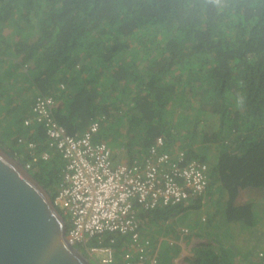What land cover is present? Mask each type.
<instances>
[{
  "label": "trees",
  "instance_id": "16d2710c",
  "mask_svg": "<svg viewBox=\"0 0 264 264\" xmlns=\"http://www.w3.org/2000/svg\"><path fill=\"white\" fill-rule=\"evenodd\" d=\"M41 95L64 100L57 118L71 134L99 120L96 141L108 143L115 164L140 165L164 136L168 149L178 144L208 166L204 194L140 210L158 264H174L182 247L170 239L163 250L146 225L188 210L200 211L199 230L183 231L188 243L210 239L192 249V264H264V0H0V119L18 116L0 145L15 157L21 139L46 148L44 127L23 125ZM117 116L112 133L106 124ZM63 166L54 153L31 173L55 195ZM209 193L220 197L215 211L205 207ZM256 234L252 249L239 245ZM131 241L106 237L116 264H127Z\"/></svg>",
  "mask_w": 264,
  "mask_h": 264
},
{
  "label": "built area",
  "instance_id": "2783aa9c",
  "mask_svg": "<svg viewBox=\"0 0 264 264\" xmlns=\"http://www.w3.org/2000/svg\"><path fill=\"white\" fill-rule=\"evenodd\" d=\"M57 110L55 96L35 99L23 125H42L46 148L38 151L35 140L21 139L25 151L18 155H30L29 162L16 158L30 172L36 162L49 161L54 153L64 162L61 182L52 197L68 221V240L80 245L83 249L79 250L98 264H115V249L104 241L116 233L130 234L134 250L125 251L127 264H158L159 257L140 231V210L171 206L204 194L211 182L208 166L197 159L187 160L186 151L179 146L168 149L164 136L157 137L140 165L115 164L108 143L96 141L102 128L99 120L83 133L71 134L58 120ZM93 240L97 243L92 244ZM96 254L101 256L100 261ZM176 264L190 263L181 256Z\"/></svg>",
  "mask_w": 264,
  "mask_h": 264
},
{
  "label": "water",
  "instance_id": "95a60500",
  "mask_svg": "<svg viewBox=\"0 0 264 264\" xmlns=\"http://www.w3.org/2000/svg\"><path fill=\"white\" fill-rule=\"evenodd\" d=\"M50 191L0 145V264H93Z\"/></svg>",
  "mask_w": 264,
  "mask_h": 264
},
{
  "label": "rangeland",
  "instance_id": "374dc122",
  "mask_svg": "<svg viewBox=\"0 0 264 264\" xmlns=\"http://www.w3.org/2000/svg\"><path fill=\"white\" fill-rule=\"evenodd\" d=\"M5 27H7V30H9L10 28L9 26H5ZM0 105L3 106V100H0ZM117 119H118V116L113 117L112 119L109 120V122H107L106 126H107L108 131L113 133L114 128H118V127L113 126L115 121H117ZM181 123H185V122L182 121ZM121 124H124V122ZM1 130H2V127L0 126V135L2 133ZM214 188H216V186H214ZM215 195H216L215 193L213 194L209 193V195L207 194L208 199L206 198V202H205V207L207 209H211L212 211L213 209L215 211V208L218 209V206H219L216 203L219 201L220 197L219 195H216L215 197ZM199 212L200 211H196V210H188V211L179 212L177 215L170 216L168 220H166L165 218H162V219L157 220L156 223H153L151 225H146V227L152 226L153 235L155 236H157L158 234L160 236V234L164 232L167 227H170L171 230H169L168 232L170 233L169 236L171 237V239L177 240L178 242H181V241L188 242L189 236L184 235L183 231L186 227L191 229V231L199 230V228L196 229V226H195V220L197 219V214ZM260 217H261V220L259 222L260 225H259V229L257 230V232L260 231L259 234L261 233L262 226L264 225V210L260 211ZM259 236L260 235L256 234V237L252 238V240H247V242H244V240H240L239 245L245 250L252 249V247L260 241ZM255 238H257V241L253 240ZM202 242H210V239L208 237L198 238L197 236H193L191 241L189 242V244L191 245L189 246L190 250ZM166 247H167L166 245H163V250H165ZM187 251H188L187 253L188 255L193 254V251H189V250ZM95 258L98 259V261H100L101 256L96 254ZM90 260L92 261L93 264H98V262H96L93 258H90ZM125 263H127L126 259H125Z\"/></svg>",
  "mask_w": 264,
  "mask_h": 264
},
{
  "label": "crops",
  "instance_id": "0c3cea01",
  "mask_svg": "<svg viewBox=\"0 0 264 264\" xmlns=\"http://www.w3.org/2000/svg\"><path fill=\"white\" fill-rule=\"evenodd\" d=\"M15 104V103H14ZM14 104H12V105H14ZM64 105V100H62V99H59L58 98V107H59V109L60 108H62V106ZM30 113L28 114V116L31 114V112H32V106L30 107ZM1 114H2V116H1V119H0V126L2 127V129L4 128V127H6L7 125H9L10 124V121H12V116H17V114L15 113V114H5V111H3V113L1 112ZM18 117V116H17ZM27 117V116H26ZM13 125H15L14 123H13ZM2 131V130H1ZM113 151V150H112ZM114 152V151H113ZM114 154V153H113ZM113 157H114V155H113ZM114 159V158H113ZM64 167V166H63ZM190 230V229H189ZM169 234L170 233H168V232H162L160 235L161 236H159V238H160V241L158 242V244L157 245H159V243H160V245L162 246V249H163V245H168L169 243V241H170V239H171V237L169 236ZM159 235V234H158ZM194 236V235H193ZM194 239V238H193ZM173 240V239H172ZM175 244H178V245H180L181 247H182V249L180 250V253L178 254V255H176L174 258H173V262H174V264H176V259H177V261L179 262L180 261V257L182 256L183 258H185V261L187 262V263H190V264H192L191 262H190V260H189V257L192 255H188L187 253H188V251L187 250H189V251H192V249L190 250V248H189V246H191L188 242H186V241H181V242H178L177 240H175ZM187 246H188V248H187ZM187 259V260H186Z\"/></svg>",
  "mask_w": 264,
  "mask_h": 264
},
{
  "label": "clouds",
  "instance_id": "9594fccd",
  "mask_svg": "<svg viewBox=\"0 0 264 264\" xmlns=\"http://www.w3.org/2000/svg\"><path fill=\"white\" fill-rule=\"evenodd\" d=\"M56 99L58 100V98L56 97ZM34 103V102H33ZM33 105V104H32ZM58 110H59V107H58ZM58 110H57V112H58ZM176 146H179L178 144H175ZM173 146V145H172Z\"/></svg>",
  "mask_w": 264,
  "mask_h": 264
}]
</instances>
